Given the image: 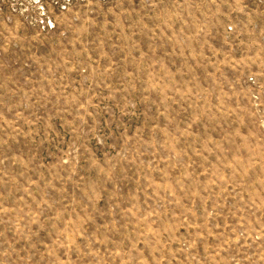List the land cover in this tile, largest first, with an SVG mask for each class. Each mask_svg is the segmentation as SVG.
Returning a JSON list of instances; mask_svg holds the SVG:
<instances>
[{"label":"rangeland","instance_id":"374dc122","mask_svg":"<svg viewBox=\"0 0 264 264\" xmlns=\"http://www.w3.org/2000/svg\"><path fill=\"white\" fill-rule=\"evenodd\" d=\"M0 264H264V0H0Z\"/></svg>","mask_w":264,"mask_h":264}]
</instances>
